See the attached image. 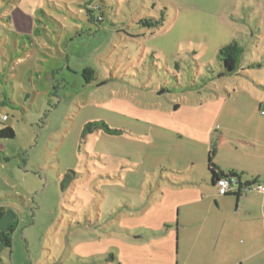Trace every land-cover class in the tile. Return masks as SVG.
Instances as JSON below:
<instances>
[{
	"label": "rangeland",
	"instance_id": "1",
	"mask_svg": "<svg viewBox=\"0 0 264 264\" xmlns=\"http://www.w3.org/2000/svg\"><path fill=\"white\" fill-rule=\"evenodd\" d=\"M0 102V264H264L208 169L264 178V0H0Z\"/></svg>",
	"mask_w": 264,
	"mask_h": 264
},
{
	"label": "trees",
	"instance_id": "2",
	"mask_svg": "<svg viewBox=\"0 0 264 264\" xmlns=\"http://www.w3.org/2000/svg\"><path fill=\"white\" fill-rule=\"evenodd\" d=\"M89 15H90L91 20H92L93 15L91 14V12H89ZM141 22L144 23L145 25H149V26H155V25L158 26L159 25V22H155V24H153V22L146 21V20L145 21L143 20ZM242 53H243V50L237 42H233L227 46H224L220 50L219 55H220V58L222 59L226 73L232 74V73L237 71ZM83 74H84L87 82H91L94 80L93 76L95 74V71H93L91 68L85 69ZM1 104H2V102H0V105ZM97 125L104 126L103 123H99ZM90 127H91V125H89L87 127V129L85 130V133ZM15 137H16L15 131L10 126H4V128H2L0 130V139H14ZM208 169H209V172L211 174L212 185L217 186L218 181L222 178L221 173H223V172H219V170L216 167H214V168L209 167ZM234 174L235 173H229V175H234ZM76 175H77V173L71 171V174L66 176V180H67V178H69V180H70V178L73 179ZM228 180L230 181V183L235 182V186H232L233 189H231L225 195H221V196H223V197H235L237 202H239L240 199H242L244 196H246V194L249 192V190L252 187L257 185L256 181L247 182L246 184H243L240 180L239 175H237L236 179L228 178ZM69 182H71V181H69ZM3 211H4V209L0 208V219L3 217ZM17 226H18V221L13 223V225L10 227V229L7 232H0V242L4 247H6V248H12L13 247V236L16 232Z\"/></svg>",
	"mask_w": 264,
	"mask_h": 264
},
{
	"label": "crops",
	"instance_id": "3",
	"mask_svg": "<svg viewBox=\"0 0 264 264\" xmlns=\"http://www.w3.org/2000/svg\"><path fill=\"white\" fill-rule=\"evenodd\" d=\"M2 94H3V92H1V95ZM214 167H216L219 170V172H224L225 174L235 173V174L239 175L240 180L243 183V176L240 173H238L234 168L227 167V166L225 167L224 165H218V164H216ZM255 176L256 177H254L251 181L249 180L247 182L256 181L257 185L264 186V180H263L264 178L262 179V174L258 173ZM212 186H214V185H212ZM214 187L217 188V186H214ZM259 193L264 196V193H262V192H259ZM239 208H240V205H239ZM242 211L244 214V219H242L241 223L246 222L250 227L248 229H245L244 226L242 227V225H241V227L239 229L238 236L241 237V240L239 242L237 241V243L240 246V249H241L240 251L246 255L248 253H251V252L258 253L260 251H263L264 250V204H261V206L259 208H253V209H249V208L244 207L243 209L239 210V212H242ZM12 212H13V215H15L13 210H12ZM5 216L6 215L3 213V217L0 220H3L5 218ZM193 221H196V220H193ZM193 221L189 222V226L200 225V224H197L196 222H193ZM201 225H202V223H201ZM253 225H258V227H254L253 229H250V228H252ZM260 225H261V227H259ZM183 228L186 229V228H188V226H183ZM258 228H259V231H258ZM0 232H5V231L0 230ZM223 235H224V231H222V237H223ZM193 240H194V238H192L190 236H189V238L185 237V243H187V245L189 244L190 249L194 247ZM0 246L4 247L1 244V242H0Z\"/></svg>",
	"mask_w": 264,
	"mask_h": 264
},
{
	"label": "built area",
	"instance_id": "4",
	"mask_svg": "<svg viewBox=\"0 0 264 264\" xmlns=\"http://www.w3.org/2000/svg\"><path fill=\"white\" fill-rule=\"evenodd\" d=\"M232 186H235V182L230 183V181L228 179H225V178H221L217 183V188H218L220 195H225L227 192H229L231 189H233ZM258 190L260 192L264 193V186L258 185Z\"/></svg>",
	"mask_w": 264,
	"mask_h": 264
},
{
	"label": "water",
	"instance_id": "5",
	"mask_svg": "<svg viewBox=\"0 0 264 264\" xmlns=\"http://www.w3.org/2000/svg\"><path fill=\"white\" fill-rule=\"evenodd\" d=\"M221 177H222V178H225V179H228V178L236 179V178H237V174L229 175V174H225V173L223 172V173H221Z\"/></svg>",
	"mask_w": 264,
	"mask_h": 264
}]
</instances>
